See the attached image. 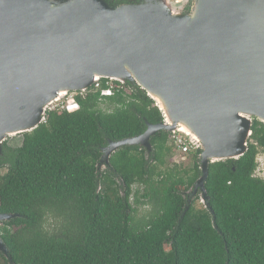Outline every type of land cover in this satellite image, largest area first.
I'll use <instances>...</instances> for the list:
<instances>
[{"label":"trees","instance_id":"trees-1","mask_svg":"<svg viewBox=\"0 0 264 264\" xmlns=\"http://www.w3.org/2000/svg\"><path fill=\"white\" fill-rule=\"evenodd\" d=\"M77 101L79 111L48 113L21 146L3 145L0 214L18 217L0 222V264H264V180L255 177L263 123L254 120L243 157L210 164L207 209L192 199L200 150L188 155L191 168L174 164L166 131L151 137L152 153L125 146L100 170L111 142L164 121L137 84ZM147 205L151 214L136 223Z\"/></svg>","mask_w":264,"mask_h":264},{"label":"water","instance_id":"water-1","mask_svg":"<svg viewBox=\"0 0 264 264\" xmlns=\"http://www.w3.org/2000/svg\"><path fill=\"white\" fill-rule=\"evenodd\" d=\"M182 4L0 0V155L71 92L102 79L133 82L164 121L111 142L100 170L120 148L149 154L156 133L183 132L200 150L193 196L208 209L210 164L243 157L254 120L264 124V0H195L185 14ZM0 251L8 255L1 235Z\"/></svg>","mask_w":264,"mask_h":264},{"label":"built area","instance_id":"built-area-1","mask_svg":"<svg viewBox=\"0 0 264 264\" xmlns=\"http://www.w3.org/2000/svg\"><path fill=\"white\" fill-rule=\"evenodd\" d=\"M121 90H124V84H121V83L118 84V82H115L113 80H108V82L106 83V87H104L102 80H99L95 82L94 85L88 89V91H84L78 96L85 97L87 93L89 92H92V93L101 92L102 97H112L116 94V92H120ZM77 97L67 100L66 104L63 103V100L66 99L67 97L64 99L58 100L57 102H55L57 103V106L53 108L50 106L47 111V114L53 111H59L61 113L67 112L69 114L79 111L80 105L77 101ZM46 121H47V118L44 123H46ZM169 145L174 146L178 149L175 155V162L177 163L185 161L188 155L192 151L197 150L196 146L192 143L190 138L183 132L172 133L169 139ZM179 158L181 160H178ZM262 172L264 171H262L261 167L258 166L256 173H255V177L264 180V177H262L261 175Z\"/></svg>","mask_w":264,"mask_h":264},{"label":"rangeland","instance_id":"rangeland-1","mask_svg":"<svg viewBox=\"0 0 264 264\" xmlns=\"http://www.w3.org/2000/svg\"><path fill=\"white\" fill-rule=\"evenodd\" d=\"M110 1H113V2H115V1H117V0H110ZM129 2H130V0H128ZM137 1V0H136ZM148 1H151V0H148ZM153 2H156L157 0H152ZM171 2H183V4L180 6V10H181V8L183 9V5H184V8H185V6H187L188 4H189V2H190V0H170ZM138 2V1H137ZM145 2H146V0H145ZM134 3V2H133ZM194 4H195V0H193V5H192V8H193V6H194ZM191 8V9H192ZM182 11V10H181ZM184 14L185 13H187V12H185V10H183L182 11ZM88 91V90H87ZM81 93H83V91H80V92H71L70 94H68L65 98L66 99H64L63 100V103L64 104H66V102H67V100H69V99H71V98H75V97H77L78 95H80ZM59 105V104H58ZM57 106V103H54V104H52L51 105V107L53 108V107H56ZM102 107L103 108H105L106 109V106L105 105H102ZM22 142H23V137L21 136V135H19V136H15V137H12V138H9V141H8V145L9 146H12V147H15V146H17V147H19V146H21L22 145ZM178 160H181L180 158L178 159ZM257 161H258V164H259V166L261 167V169H262V171H264V153L263 152H261L260 154H259V156H258V158H257ZM170 162H171V160H170ZM169 162V163H170ZM171 165H174V164H178V165H181V167H185V168H191V166H192V161H191V158L190 157H187V159L185 160V161H183V162H180V163H176V162H174V164L171 162L170 163ZM104 167V168H103ZM103 167H102V170H104L105 169V165H103ZM107 169V168H106ZM262 177H264V172H262ZM135 189H137V187H135ZM197 194H199L200 195V192H198ZM196 194V195H197ZM196 195L195 196H193L192 195V199L193 200H195L196 199ZM204 204L202 203V200H201V198H200V201H197V206L199 207V208H202V207H204L203 206ZM151 207L150 206H140L139 207V211L135 214V220H136V223H141V222H143V220L147 217V216H149L150 214H151ZM55 223H57V221H55V219H51L50 221H49V225H50V227L51 228H53V225H55Z\"/></svg>","mask_w":264,"mask_h":264},{"label":"flooded vegetation","instance_id":"flooded-vegetation-1","mask_svg":"<svg viewBox=\"0 0 264 264\" xmlns=\"http://www.w3.org/2000/svg\"><path fill=\"white\" fill-rule=\"evenodd\" d=\"M138 2H145V0H137ZM128 0H117L115 2L112 1L113 4H122V3H128ZM193 5V0H190L189 4L185 6L184 10L185 12L189 13L191 11Z\"/></svg>","mask_w":264,"mask_h":264},{"label":"bare ground","instance_id":"bare-ground-1","mask_svg":"<svg viewBox=\"0 0 264 264\" xmlns=\"http://www.w3.org/2000/svg\"><path fill=\"white\" fill-rule=\"evenodd\" d=\"M96 81H98V80H96Z\"/></svg>","mask_w":264,"mask_h":264}]
</instances>
